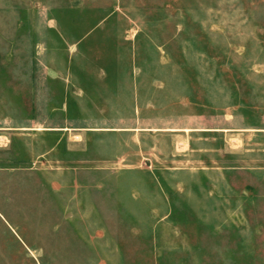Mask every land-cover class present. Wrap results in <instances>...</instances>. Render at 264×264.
Wrapping results in <instances>:
<instances>
[{
    "label": "rangeland",
    "instance_id": "374dc122",
    "mask_svg": "<svg viewBox=\"0 0 264 264\" xmlns=\"http://www.w3.org/2000/svg\"><path fill=\"white\" fill-rule=\"evenodd\" d=\"M7 119L0 264H264V0H0Z\"/></svg>",
    "mask_w": 264,
    "mask_h": 264
},
{
    "label": "crops",
    "instance_id": "0c3cea01",
    "mask_svg": "<svg viewBox=\"0 0 264 264\" xmlns=\"http://www.w3.org/2000/svg\"><path fill=\"white\" fill-rule=\"evenodd\" d=\"M52 22V21H49ZM108 24H106L105 22H103V20H98V21H94V20H89V30L87 31V33L85 34H89L86 38L81 37L78 40L72 42L71 44L73 46H76L78 49V46L80 45H87L89 44V61H103L105 60H109V54H110V40L108 37H101L100 35H102V32L104 30V28H107ZM102 28V29H101ZM42 29H43V33L45 34L46 30L48 29V31H51V29H54V26L48 25L46 21L42 22ZM84 36V35H82ZM84 38V39H83ZM117 40V41H116ZM122 41H124V38L121 39ZM118 38L115 39V41L113 42V44L117 45L116 43H118ZM41 42V48H43V44H44V36L42 37ZM40 42H39V46H40ZM44 50V48H43ZM39 54H43L44 53L42 51H40ZM72 54V52H71ZM101 68V73L95 75L93 78L89 77V93L90 92H96V91H100L98 88H94V87H98L97 85L100 84V81H102L104 79V76L106 78V76L108 75L107 72L105 71L106 75H104V69L103 66L101 64H98ZM6 92L9 93H13V89L11 87H7L6 88ZM11 119H7L5 122H1L0 125H2L0 127V131H13V130H28L27 126L28 125V120L27 122L25 120H21L20 121V125H18L17 127H13V126H9L8 123L12 122ZM8 136V135H7ZM8 139H10L9 137H7ZM6 138V139H7ZM7 139V140H8ZM4 139L0 136V145L4 144Z\"/></svg>",
    "mask_w": 264,
    "mask_h": 264
}]
</instances>
